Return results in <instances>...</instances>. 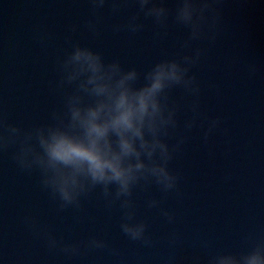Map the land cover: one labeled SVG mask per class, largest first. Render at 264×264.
<instances>
[{
	"label": "water",
	"instance_id": "1",
	"mask_svg": "<svg viewBox=\"0 0 264 264\" xmlns=\"http://www.w3.org/2000/svg\"><path fill=\"white\" fill-rule=\"evenodd\" d=\"M175 7V0H166ZM222 32L194 71L201 83L203 116L187 134L182 150L170 167L180 174L181 195L169 193L162 206L175 213L169 224L156 209H148L149 196L160 198L155 185L135 190L137 217L144 219L153 244L132 242L120 231L121 213L108 210L98 191L83 201L82 210L58 211L43 191L38 174L21 172L8 153H0V264H206L218 251L239 252L249 245V232L264 236V0H220ZM136 7L131 2L119 14L103 11L98 37L84 27L90 15L87 0H0V112L12 123L28 127L46 122L61 104L56 57L66 47L72 25L74 40L99 50L106 59L117 58L125 67L142 70L178 50L185 30L170 25L168 35L153 41L154 26L145 20L142 32L114 33ZM37 32L49 37L45 45ZM255 63L250 74L248 65ZM216 85L219 89L209 87ZM179 97V91L173 93ZM191 115L182 110L180 123ZM219 117V127L203 140L207 120ZM174 142V140L169 141ZM26 216L46 224L65 241L98 236L109 249H96L68 257L49 251L42 237L24 222ZM175 233V239H170ZM206 241L208 247L202 248Z\"/></svg>",
	"mask_w": 264,
	"mask_h": 264
},
{
	"label": "clouds",
	"instance_id": "2",
	"mask_svg": "<svg viewBox=\"0 0 264 264\" xmlns=\"http://www.w3.org/2000/svg\"><path fill=\"white\" fill-rule=\"evenodd\" d=\"M130 2L136 10L113 24L112 31L135 35L150 19L153 41L159 43L170 25L178 26L185 32L177 41V52L163 55L142 70L125 67L119 59H106L99 50L74 40L71 33L77 26L72 25L64 38L66 47L56 57L58 80L53 90L60 92V106L51 110L48 121L28 127L10 122L0 112V153L11 149V159L21 172L38 174L41 189L58 211L82 210L83 201L98 191L108 210H120L123 235L150 247L153 240L146 221L137 217L133 194L155 185L161 196H149L145 206L156 209L169 224L175 222V213L162 206L169 193L181 195L180 174L170 162L203 116L201 83L192 69L220 38L222 11L220 0H175L174 8L166 0H87L90 15L83 27L98 37L103 11L107 8L116 15ZM36 39L46 46L49 37L37 32ZM248 71L255 74V63L248 65ZM209 87L219 91L214 84ZM177 90L178 98L173 95ZM182 110L191 115L181 126ZM203 118L207 120L203 130L207 143L221 121L219 117ZM24 222L44 239L49 251L68 257L96 249L117 254L98 236L65 241L35 217L26 216ZM175 236L172 233L170 239ZM243 239L249 245L246 250L218 251L207 257L206 264H264V236L249 232ZM200 246L206 249L208 244L202 241ZM199 261V256L193 257V264ZM167 264H174V257L169 256Z\"/></svg>",
	"mask_w": 264,
	"mask_h": 264
}]
</instances>
